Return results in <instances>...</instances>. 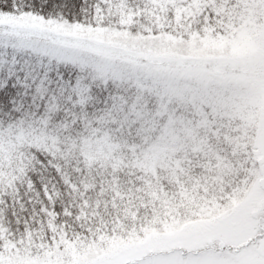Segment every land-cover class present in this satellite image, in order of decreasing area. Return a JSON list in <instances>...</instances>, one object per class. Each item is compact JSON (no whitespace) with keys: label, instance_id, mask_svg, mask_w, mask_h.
Masks as SVG:
<instances>
[{"label":"snow or ice","instance_id":"obj_1","mask_svg":"<svg viewBox=\"0 0 264 264\" xmlns=\"http://www.w3.org/2000/svg\"><path fill=\"white\" fill-rule=\"evenodd\" d=\"M0 264H264V0H0Z\"/></svg>","mask_w":264,"mask_h":264}]
</instances>
